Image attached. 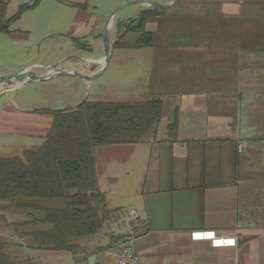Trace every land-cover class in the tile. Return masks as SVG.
Here are the masks:
<instances>
[{"label": "crops", "instance_id": "0c3cea01", "mask_svg": "<svg viewBox=\"0 0 264 264\" xmlns=\"http://www.w3.org/2000/svg\"><path fill=\"white\" fill-rule=\"evenodd\" d=\"M196 2L209 5L202 8L208 21L227 26L211 29L219 43L178 49L201 53L186 54V60L199 61L205 74L199 90L179 97L177 139L167 134L170 117L156 137L120 145L127 159L119 187L124 207L110 206L119 177L110 175L113 184L102 188L96 159L100 191L108 209L136 211L131 264H264V0L185 4ZM174 48L169 51L176 53ZM2 116L32 123L50 117L34 110L21 118ZM48 120L51 126L52 117ZM115 220L117 215L109 219L114 226L109 244L78 255L82 260L76 264H89L92 256L93 264L115 260L122 245L117 238L127 229ZM215 236L229 241L217 243Z\"/></svg>", "mask_w": 264, "mask_h": 264}, {"label": "rangeland", "instance_id": "374dc122", "mask_svg": "<svg viewBox=\"0 0 264 264\" xmlns=\"http://www.w3.org/2000/svg\"><path fill=\"white\" fill-rule=\"evenodd\" d=\"M33 1L9 0L7 17H12L22 4ZM142 1L165 4L166 0H40L36 7L22 14L10 32L0 33V77L25 71L45 76L58 68L95 76L84 79L51 74L45 80L0 83L1 91L5 87L12 88L0 91V156H22L24 150L40 146L49 131L50 122H47L51 117L46 116L47 120L42 123H32L12 121L3 117V113L21 118L35 109H73L83 101L134 102L159 96L165 103L162 124L166 125L179 105V97L201 88L205 69L197 60H186V54L201 53H185L178 49L186 45L194 49L199 45L219 43L220 37L212 34L211 29L227 26V23L208 21L202 8L209 5L196 2L187 7L186 0H180L171 8L162 9L164 15L147 25V30L159 34V47L115 48L117 24L135 19L141 11L151 7ZM116 10L118 12L111 21L114 28L111 23L108 27L111 54L105 62L104 32ZM137 37L130 35L129 39ZM170 47H176L177 52L169 51ZM171 56L179 63L171 61ZM95 155L102 188L113 184L110 175L119 177L112 188L110 206L124 207V198L119 193V187L124 185V162L127 160L124 146H98ZM22 199L27 200L23 197L18 200ZM30 201L49 208L64 205L61 199ZM27 213L23 209L11 210L5 213L8 221L0 222V240L7 242L5 252L12 262L76 264L82 260L68 251L30 250L27 245L32 240L17 235L11 224L25 220ZM115 222L120 223L118 218ZM111 225L109 221L99 234L72 241L80 243L90 253L98 245L109 244L114 233ZM94 261L95 257H90L89 264Z\"/></svg>", "mask_w": 264, "mask_h": 264}, {"label": "trees", "instance_id": "16d2710c", "mask_svg": "<svg viewBox=\"0 0 264 264\" xmlns=\"http://www.w3.org/2000/svg\"><path fill=\"white\" fill-rule=\"evenodd\" d=\"M39 2L24 3L7 17L9 0H0V33L10 32L22 14ZM163 15L162 9L150 7L135 19L120 21L114 47H159V34L147 30V24ZM130 35L138 37L130 40ZM164 108V100L153 96L134 102L83 101L67 110H34L50 115L52 123L40 146L24 150L22 156H0V222L8 221L6 212L23 209L28 211L26 219L11 224L17 235L32 240L31 248L68 251L75 256L87 253L72 240L99 234L122 211L108 209L100 191L96 147L136 144L156 137ZM179 118L176 106L167 126L171 140L178 137ZM37 199H61L64 205L49 208L30 201ZM6 245L0 240V264H24L11 261Z\"/></svg>", "mask_w": 264, "mask_h": 264}, {"label": "built area", "instance_id": "2783aa9c", "mask_svg": "<svg viewBox=\"0 0 264 264\" xmlns=\"http://www.w3.org/2000/svg\"><path fill=\"white\" fill-rule=\"evenodd\" d=\"M117 218L120 223H124L127 227L124 237L122 239V245L118 250L115 260L107 264H131L135 258V245L137 240V214L135 210H122L117 214ZM217 243L228 242L229 240L221 237H212Z\"/></svg>", "mask_w": 264, "mask_h": 264}, {"label": "water", "instance_id": "95a60500", "mask_svg": "<svg viewBox=\"0 0 264 264\" xmlns=\"http://www.w3.org/2000/svg\"><path fill=\"white\" fill-rule=\"evenodd\" d=\"M180 0H174L172 3L170 4H160V3H156V2H152V1H142L143 3L154 7V8H159V9H168L171 8L173 6H175L176 4H178ZM119 10V9H118ZM118 10L114 11V13L111 15L106 28H105V32H104V40H105V45H106V51H107V55L105 57V62L108 61L109 56L111 54V45H110V41L108 38V27L113 19V17L116 15V13L118 12ZM51 74H66V75H74L80 78H84V79H92L95 76H87V75H83L81 73H75L72 70H68V69H64V68H58L54 71H51L50 74L45 75V76H35L31 71H25L22 73H17V74H13V75H8V76H4V77H0V83H10L13 80L18 81L19 83H23L25 81H34V80H45L47 78H49L51 76Z\"/></svg>", "mask_w": 264, "mask_h": 264}]
</instances>
